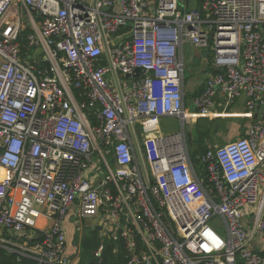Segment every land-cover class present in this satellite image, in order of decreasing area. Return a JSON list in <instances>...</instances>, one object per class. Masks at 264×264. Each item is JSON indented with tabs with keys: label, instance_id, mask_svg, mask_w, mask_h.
Instances as JSON below:
<instances>
[{
	"label": "built area",
	"instance_id": "2783aa9c",
	"mask_svg": "<svg viewBox=\"0 0 264 264\" xmlns=\"http://www.w3.org/2000/svg\"><path fill=\"white\" fill-rule=\"evenodd\" d=\"M200 1L0 0V258L82 264L81 222L122 239L126 264H264L251 246L264 241V119L200 158L208 184L186 130L218 93L245 97L246 116L264 107V0ZM186 44L212 47L218 67L195 110ZM163 116L180 132L162 134Z\"/></svg>",
	"mask_w": 264,
	"mask_h": 264
},
{
	"label": "rangeland",
	"instance_id": "374dc122",
	"mask_svg": "<svg viewBox=\"0 0 264 264\" xmlns=\"http://www.w3.org/2000/svg\"><path fill=\"white\" fill-rule=\"evenodd\" d=\"M196 5L195 0H189V6ZM119 37V35L116 36V38ZM196 48L198 51H196ZM190 55H195V58L193 61L189 60ZM214 50L212 47L209 48H201V47H195L191 46L190 44L185 45V57H186V65H185V94L187 97V100L191 98V94L200 86L201 83L204 81L207 73V70L211 67V63L214 58ZM120 80L122 84H126L128 81L125 77L120 75ZM219 94V93H218ZM221 94V93H220ZM217 96L215 97L216 100ZM226 98V97H225ZM186 106L190 109H194V105L190 102L186 104ZM233 106L237 107L238 102H234ZM240 117L234 118V119H216L215 121H208L205 119H202L199 121V126L205 130H210L211 132H208V135H204V142H207L209 146H222L224 144H227L234 139L236 140L239 137H233L234 134L233 126L231 121H243L245 119H238ZM229 122L228 124H226ZM210 123V124H209ZM227 126H226V125ZM195 122H192L191 128L193 132L194 138H196L197 134L195 133ZM160 126L161 131L164 135H171L180 132L181 126H180V120L177 117L173 116H163L160 119ZM203 126V127H202ZM221 128V130L218 132V129ZM223 129V130H222ZM217 130V131H216ZM197 149V146L191 147V153L194 156L195 151ZM194 158V157H193ZM147 170L150 172V167L147 162H145ZM212 227L222 236L226 235V229L225 226L221 220V218L218 215H215L214 218L211 220ZM82 228L83 230L81 231ZM98 230L94 229L92 226H88L84 223L78 222L76 226V232L78 235ZM71 234L69 235V242L72 241V235L74 233V230L71 229ZM99 231V230H98ZM82 235V236H83ZM80 236H78L79 238ZM79 240V239H78Z\"/></svg>",
	"mask_w": 264,
	"mask_h": 264
},
{
	"label": "trees",
	"instance_id": "16d2710c",
	"mask_svg": "<svg viewBox=\"0 0 264 264\" xmlns=\"http://www.w3.org/2000/svg\"><path fill=\"white\" fill-rule=\"evenodd\" d=\"M199 4H200V0ZM28 29L23 32V36L21 37V45L24 52L27 51L25 47L26 37L28 33ZM105 63V61H103ZM212 64V63H211ZM207 80V79H206ZM206 82L203 85H200L196 90L198 93L194 94V98L200 95L205 87ZM78 95V91H75ZM205 119L210 120L206 117L199 118L195 125V133L197 134L196 138L193 136V144L191 147L197 146L194 156L191 153L192 160L195 165L198 166L200 178L203 179L204 184H208L207 172L204 166L200 163V158L210 149L212 148L207 142H204V135L210 130H205L199 126V121ZM210 124V123H209ZM203 127V126H202ZM192 131V128H191ZM194 157V158H193ZM99 230V229H98ZM98 230H93L84 233L81 240V263L82 264H126L128 261V253L126 251L124 241L122 239H113V238H102ZM101 243H104V249L101 254V257L97 256L96 252ZM0 264H35V261L31 258L21 257L17 253H10L6 250H1V258Z\"/></svg>",
	"mask_w": 264,
	"mask_h": 264
},
{
	"label": "crops",
	"instance_id": "0c3cea01",
	"mask_svg": "<svg viewBox=\"0 0 264 264\" xmlns=\"http://www.w3.org/2000/svg\"><path fill=\"white\" fill-rule=\"evenodd\" d=\"M189 1V0H188ZM195 4L196 5H192L190 7H198L199 1L195 0ZM193 46V45H191ZM195 48V46H194ZM196 51H198V49L196 48ZM195 58V55H190L189 60L193 61ZM212 64L211 67L207 70L206 76L204 81L201 83L204 86V83L206 82V79L210 76V74L212 73ZM199 88V87H198ZM197 88V89H198ZM196 89V90H197ZM194 91L191 94V98L189 100H187L186 94H185V98H186V104L188 102L192 103L194 105V94L198 93L197 91ZM234 102H238V106L234 107L233 104ZM195 110V105H194V109ZM247 109H246V105H245V97H240L237 100H228L225 98V96L221 93L217 94V98L215 100V104L213 106V110H212V115L208 116L206 118L215 121L216 119H234L237 117H240L238 119H245L243 121H231L232 126H233V137H243L246 136L250 126L258 119L256 116L252 117V116H246L247 113ZM202 118V117H198L197 119L193 120L192 122L197 123L198 119ZM192 122L189 124L191 126ZM229 122H227L226 124H228ZM225 124V125H226ZM227 126V125H226ZM221 130V128L218 129V132ZM223 130V129H222ZM160 131H161V126H160ZM217 131V130H216ZM162 133V131H161ZM163 134V133H162ZM236 137V138H237ZM235 140V139H234ZM189 145V144H188ZM211 147H216V146H211ZM253 212H254V206L250 205L248 207L245 208L244 211V222H245V226L248 230H251L252 228V223H253ZM41 222L44 223L45 219H41ZM73 228V225L68 223V232L69 234H71V229ZM73 236V235H72ZM253 250L257 253L260 254H264V241L262 239V237L260 235H255L252 239V244H251Z\"/></svg>",
	"mask_w": 264,
	"mask_h": 264
},
{
	"label": "water",
	"instance_id": "95a60500",
	"mask_svg": "<svg viewBox=\"0 0 264 264\" xmlns=\"http://www.w3.org/2000/svg\"><path fill=\"white\" fill-rule=\"evenodd\" d=\"M181 4H184L185 3V0H180ZM212 37H213V33L211 34ZM106 53L107 55L109 56L110 55V51H109V48L106 44ZM43 53V48H38L35 53H34V56H38L40 54ZM110 57V56H109ZM30 59L32 58L31 56L29 57ZM40 66L41 67H49V63L47 61H41L40 62ZM218 69L217 65H213L212 66V73L210 74V76L213 74L214 71H216ZM128 78H130L129 75H126ZM135 76H139V69L136 70V74ZM133 80L131 79L130 82H132ZM118 85V84H117ZM255 111L257 112V118L259 120H263L264 119V107L263 106H256L255 108ZM186 130H187V138H188V144L189 146H192L193 144V136H192V131H191V126L190 125H187L186 126Z\"/></svg>",
	"mask_w": 264,
	"mask_h": 264
}]
</instances>
